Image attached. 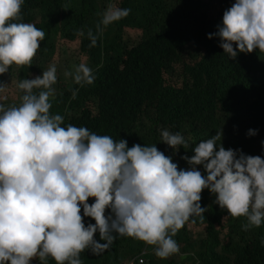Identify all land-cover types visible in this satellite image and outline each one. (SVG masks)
Wrapping results in <instances>:
<instances>
[{
    "label": "clouds",
    "instance_id": "clouds-1",
    "mask_svg": "<svg viewBox=\"0 0 264 264\" xmlns=\"http://www.w3.org/2000/svg\"><path fill=\"white\" fill-rule=\"evenodd\" d=\"M23 3L0 0V74L13 64L30 67L45 39L34 24L19 22ZM129 13L110 4L96 34L87 33L90 47L104 28ZM217 28L208 36H218L231 59L238 52H264V0H235ZM56 72L52 65L42 76L19 82L24 94L18 106L0 104V264H31L35 258L47 264L49 257L56 264H82V252L99 254L117 235L155 246V255L167 259L179 253L173 237L190 217L203 218L204 189L216 194L229 215L246 217L245 230L264 223V157L226 149L219 130L195 144L194 155L182 157L190 169H179L156 144L129 147L126 139L62 126L64 117L50 112ZM65 75L81 86L96 79L83 62ZM190 139L161 131V141L177 152L189 149ZM85 217L95 223L86 225ZM97 232L106 243L95 239Z\"/></svg>",
    "mask_w": 264,
    "mask_h": 264
},
{
    "label": "trees",
    "instance_id": "trees-1",
    "mask_svg": "<svg viewBox=\"0 0 264 264\" xmlns=\"http://www.w3.org/2000/svg\"><path fill=\"white\" fill-rule=\"evenodd\" d=\"M115 1L24 0L19 22L34 24L46 35L30 67L13 64L0 74V84H5L0 104L18 106L24 94L19 82L42 76L55 65L57 82L52 86L50 112L64 117L62 126L87 127L116 141L126 139L129 147L156 144L179 169H190L182 157L194 155L195 144L219 130L225 135L226 149L264 157V52H238L231 59L220 47V38L208 36L218 31L224 11L235 0ZM110 4L130 13L104 28L97 44L90 47L87 33L91 29L96 34V25ZM80 31L84 34L79 35ZM134 31L141 33L136 42L129 38ZM67 56H71L70 67L62 69L61 60ZM183 60L182 83H174L168 75ZM82 62L93 70L92 84L81 86L74 76L63 75L74 73ZM165 129L191 137L190 148L181 146L177 152L162 142ZM250 129L257 134L249 135ZM197 168L206 175L202 165ZM201 196L200 204L206 209L203 218L191 216L173 237L179 253L161 259L155 255V246L117 235L99 254L82 252V264H128L131 260L133 264H264V223L245 230L246 217L234 218L221 209L209 189ZM84 221L95 223L90 217ZM95 239L106 243L99 232ZM31 264L41 261L35 258ZM47 264L56 262L49 257Z\"/></svg>",
    "mask_w": 264,
    "mask_h": 264
},
{
    "label": "rangeland",
    "instance_id": "rangeland-1",
    "mask_svg": "<svg viewBox=\"0 0 264 264\" xmlns=\"http://www.w3.org/2000/svg\"><path fill=\"white\" fill-rule=\"evenodd\" d=\"M119 0L115 1V3L118 4ZM140 32L139 31H134V32H131L129 34V38L130 40L133 42H136L138 39H140ZM66 46H68L71 50H75L76 49V45H69V44H64ZM71 51L68 50L67 54H70ZM71 59V56H67V57H63V59L61 60V63H62V69H67L70 67V64L71 62H69V60ZM188 59V57H187ZM184 61L186 60H183L182 62L178 63V66L177 68H175V71L173 72V74L171 75H168V77L171 79L172 82L174 83H179L181 84L182 83V79H183V76H184ZM65 75V73L63 74ZM225 139V135L223 134V137H222V142L223 140ZM176 260H181V256L178 257Z\"/></svg>",
    "mask_w": 264,
    "mask_h": 264
},
{
    "label": "built area",
    "instance_id": "built-area-1",
    "mask_svg": "<svg viewBox=\"0 0 264 264\" xmlns=\"http://www.w3.org/2000/svg\"><path fill=\"white\" fill-rule=\"evenodd\" d=\"M133 260H131L128 264H133V262H132ZM142 259L141 258H139V263H142Z\"/></svg>",
    "mask_w": 264,
    "mask_h": 264
}]
</instances>
